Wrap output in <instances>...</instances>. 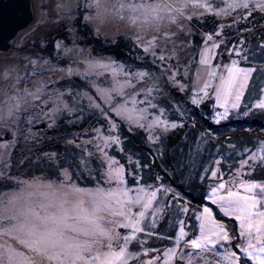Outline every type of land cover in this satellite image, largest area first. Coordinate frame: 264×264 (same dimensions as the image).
Segmentation results:
<instances>
[{
	"label": "snow or ice",
	"instance_id": "6c2138e0",
	"mask_svg": "<svg viewBox=\"0 0 264 264\" xmlns=\"http://www.w3.org/2000/svg\"><path fill=\"white\" fill-rule=\"evenodd\" d=\"M78 8L85 27L101 8L126 21L129 52L144 63L89 52L43 80L48 61L25 58L22 72L0 62V264H264V138L241 148L229 141L231 153L209 150L205 134L185 135L171 152L167 143L196 109L210 107L216 124L232 112L264 115V40L249 46L244 35L264 21V0H82ZM209 16L227 22L198 32L192 21ZM74 77L85 91H73ZM61 121L79 136L62 138L63 153L46 150L33 128ZM25 125L32 143L17 168L28 161L29 171L13 172ZM122 129L140 135L149 159L125 146ZM186 174L204 187L201 207H187L174 182Z\"/></svg>",
	"mask_w": 264,
	"mask_h": 264
},
{
	"label": "rangeland",
	"instance_id": "374dc122",
	"mask_svg": "<svg viewBox=\"0 0 264 264\" xmlns=\"http://www.w3.org/2000/svg\"><path fill=\"white\" fill-rule=\"evenodd\" d=\"M81 2L82 0H32L34 12L32 24L16 38L11 51L6 54H0V62L5 60L14 61L22 72L24 65L19 62L24 61L25 58L29 60L38 59L40 62L48 61V63L44 65L45 74L41 77L43 80L48 79V70L54 71L62 67L67 68L69 66L78 67L79 61L83 60L89 52H93L96 56H103L105 58L112 57L118 61H124L126 63L131 62L130 66L132 68H136L139 64L144 63L143 61H134L129 52V49L132 47L130 40L131 32L126 21H122L117 16L106 13L104 9L101 8L99 10L100 15L95 20L91 21L88 27H85L82 19L83 11L78 8V4ZM255 16L257 20H260L259 13H256ZM207 19L208 23L206 24H202L197 20L192 21V23L196 25L198 32H208L211 30L214 27L212 22L213 20H215L216 23L227 22L226 20H218L217 18L211 16ZM247 26L250 28L253 27L252 24H248ZM97 29L99 30L98 32H96ZM262 29H264V21L256 23L253 32L244 33L245 37L248 38L250 42L249 46L253 43H259L261 40H264V30ZM193 39L195 41H199L200 36L196 35ZM58 42L63 43V48L61 50H57L55 47ZM64 49H71V52L65 55ZM221 59L227 61V54H223ZM73 82L76 86L73 91L86 90L80 87L85 82L79 79V77H74ZM58 83L63 87H67L64 80H59ZM5 87H7V85ZM171 91L175 92L174 89ZM181 95L182 93L175 92L176 99H179ZM211 110L212 109L210 108L209 111L203 110V112H207L208 121L211 125L220 128V131H227V134L222 140L224 143L231 141L237 146V148H241L245 145V138V140L256 136L264 138V131L262 132L264 129H257L260 127L258 124L255 127L249 124H247V126L243 124L246 120L254 121L255 123V118L257 121L260 120L264 122V115L256 113L255 115L245 117L238 112H232L230 113L228 119L222 121L220 124H216L209 119V113ZM193 119L194 117L190 116L188 118L189 126L176 130L174 134L178 133L180 135L176 141L173 142L174 139L170 136L167 142L169 145V152H171L174 147L184 145L185 135L191 139L194 135L205 134L207 138L211 140V145L214 146L209 150L214 153L217 150H222L224 153H231L232 150L225 152V149L221 147L219 141H215L213 137L216 136L207 135L202 130H199L196 123V127L192 128L191 124L193 121L196 122V120ZM262 122L260 124H262ZM261 127L264 128V126ZM25 128V132L18 133L19 147L15 149L13 153V172L22 171L26 173L29 171L28 161L17 168V165L20 164L21 160V150L30 146L32 143L31 141H28L26 144L24 141V137L28 135L27 125H25ZM245 129L251 130L248 131ZM40 130H45L48 134H41ZM33 131H35L38 135L43 136V139L47 144L46 150L59 149L60 152L63 153L66 148V144L62 138L79 136L81 129L79 127H72L71 125L64 124L63 121H61L60 125L52 129H49L42 123H38L36 127L33 128ZM121 131L122 135L128 137L125 146L130 150H139L136 152L138 156H140L141 152H143L141 159H149L147 146L140 139V135H132L128 133L126 129H122ZM141 135H144V133H141ZM246 136H248V138ZM250 141L253 140L251 139ZM109 151L116 157L123 160V156L118 150L109 149ZM185 151H187L186 148ZM203 155L204 157H207V151ZM196 180L200 183L198 179ZM174 182L178 185L179 190L185 194L186 190H190L189 186L192 185L193 178H187L186 174L185 179ZM193 200L194 199L191 197L189 198L185 194L186 206L190 209L201 207L204 203L202 200L194 203L195 200ZM211 207L214 208L215 206ZM215 216L217 219L224 222L226 227H236V222L234 220H231L228 217H223L218 210H216ZM193 223H195V221H193ZM164 231H171V225H166ZM166 243L167 241H164L163 243L159 240L156 241V245L161 247ZM244 264H251V262L245 259Z\"/></svg>",
	"mask_w": 264,
	"mask_h": 264
},
{
	"label": "water",
	"instance_id": "95a60500",
	"mask_svg": "<svg viewBox=\"0 0 264 264\" xmlns=\"http://www.w3.org/2000/svg\"><path fill=\"white\" fill-rule=\"evenodd\" d=\"M32 0H0V54L11 51L16 38L33 22Z\"/></svg>",
	"mask_w": 264,
	"mask_h": 264
},
{
	"label": "trees",
	"instance_id": "16d2710c",
	"mask_svg": "<svg viewBox=\"0 0 264 264\" xmlns=\"http://www.w3.org/2000/svg\"><path fill=\"white\" fill-rule=\"evenodd\" d=\"M210 107L208 108H203V110L209 111ZM202 108L200 109H196V115L194 116L193 120H196V124L199 130H202L203 132H205L206 134H208L209 132L211 133L210 136H216L213 137L215 139V141H219L221 147H223L225 149V152L227 151H231L232 149L229 147L228 143H224L222 140L225 137V135L227 134V131H220V128L215 127L213 125L210 124V122L208 121V116H207V112H203ZM202 112V113H201ZM204 113V114H203ZM255 123L254 121H250V120H246L243 124L247 126V124L251 125V126H260L257 129H264L261 126H264V122L258 120L255 118ZM262 122V124H260ZM199 123V124H198ZM249 127V126H248ZM253 127V128H254ZM251 128V127H250ZM223 129V128H222ZM219 131V132H218ZM264 130H262L263 132ZM47 133V132H46ZM247 133V132H246ZM248 134V133H247ZM171 137H173V142L177 140V138L180 137V135L177 134H173ZM248 138V136H246ZM246 139V138H245ZM244 139V143L247 145H252L253 141H250L251 139ZM216 141V142H217ZM234 144V143H233ZM172 145V144H171ZM190 190H186L185 194L190 198L194 199V203L196 201L201 200V196L203 194L204 188L203 186L197 181L195 180V182L192 183V185L189 186Z\"/></svg>",
	"mask_w": 264,
	"mask_h": 264
},
{
	"label": "flooded vegetation",
	"instance_id": "af4514ba",
	"mask_svg": "<svg viewBox=\"0 0 264 264\" xmlns=\"http://www.w3.org/2000/svg\"><path fill=\"white\" fill-rule=\"evenodd\" d=\"M35 127H36V126H35ZM40 133H41V134H48V133L45 132V130H44V131L40 130Z\"/></svg>",
	"mask_w": 264,
	"mask_h": 264
}]
</instances>
